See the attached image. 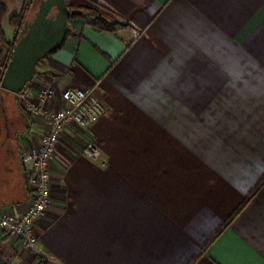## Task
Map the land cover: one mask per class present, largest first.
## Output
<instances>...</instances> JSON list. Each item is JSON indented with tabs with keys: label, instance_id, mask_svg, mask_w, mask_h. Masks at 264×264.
Wrapping results in <instances>:
<instances>
[{
	"label": "crops",
	"instance_id": "crops-1",
	"mask_svg": "<svg viewBox=\"0 0 264 264\" xmlns=\"http://www.w3.org/2000/svg\"><path fill=\"white\" fill-rule=\"evenodd\" d=\"M24 1L5 0L8 25ZM64 1L98 7L113 29L68 17L27 85L59 95L98 82L107 109L59 140L37 252L0 229V264H264V183L229 219L264 177V0ZM17 116L0 118V213L16 215L21 152L47 125ZM91 138L96 161L82 153Z\"/></svg>",
	"mask_w": 264,
	"mask_h": 264
},
{
	"label": "built area",
	"instance_id": "built-area-1",
	"mask_svg": "<svg viewBox=\"0 0 264 264\" xmlns=\"http://www.w3.org/2000/svg\"><path fill=\"white\" fill-rule=\"evenodd\" d=\"M134 37L139 35L136 28L128 26ZM1 78L8 60L6 53L0 58ZM28 83V82H27ZM25 84L17 93L20 105L32 116H42L46 121V130L40 135L38 144L21 152V164L27 174L29 196L25 208L18 215L8 212L0 213V229L18 237L22 248L37 252V237L34 226L52 203L50 161L54 155L62 133L70 126L88 129L106 112L107 106L98 92V82L88 88H66L59 95L49 86H40L33 92ZM59 97L62 105L52 110H42L40 103ZM82 153L96 161L100 158L94 139H89L82 148ZM102 165L105 164L101 161Z\"/></svg>",
	"mask_w": 264,
	"mask_h": 264
},
{
	"label": "water",
	"instance_id": "water-1",
	"mask_svg": "<svg viewBox=\"0 0 264 264\" xmlns=\"http://www.w3.org/2000/svg\"><path fill=\"white\" fill-rule=\"evenodd\" d=\"M68 9L64 0H41L26 18L1 78V87L20 92L32 78L35 66L63 40Z\"/></svg>",
	"mask_w": 264,
	"mask_h": 264
},
{
	"label": "trees",
	"instance_id": "trees-1",
	"mask_svg": "<svg viewBox=\"0 0 264 264\" xmlns=\"http://www.w3.org/2000/svg\"><path fill=\"white\" fill-rule=\"evenodd\" d=\"M31 3V0H25L23 6L19 13L9 16L8 23L12 27L14 32V38L12 40H7L3 31V21L6 18L7 8L5 0H0V44L5 48L6 58L9 61L16 38L23 26L25 19L27 18L28 5ZM68 17L76 18H87L90 20L92 25L96 28L102 30L111 31L113 29L110 22H108L102 15L100 9L94 5L91 6H71L67 5ZM264 183V177L261 178L256 187L248 194L246 199L239 205V207L230 215L231 219L247 202V200L259 189V187ZM27 185V186H26ZM26 193L29 192L28 184L25 182Z\"/></svg>",
	"mask_w": 264,
	"mask_h": 264
},
{
	"label": "rangeland",
	"instance_id": "rangeland-1",
	"mask_svg": "<svg viewBox=\"0 0 264 264\" xmlns=\"http://www.w3.org/2000/svg\"><path fill=\"white\" fill-rule=\"evenodd\" d=\"M39 5V4H38ZM37 5V6H38ZM37 8V7H36ZM34 12V11H33ZM32 12V13H33ZM31 13V14H32ZM31 14L28 16V17H30L31 16ZM27 17V18H28ZM11 26H9L8 24H7V22H6V20L4 21V24H3V30H4V32H5V34H6V36H7V38H10L11 37ZM13 30V29H12ZM1 60V59H0ZM31 80V79H30ZM29 80V81H30ZM28 81V82H29ZM14 94L16 95V96H14ZM1 97H4V102H1ZM14 97H16L15 98V100H14ZM14 101H15V104H14ZM105 101V100H104ZM106 104V103H105ZM16 107H17V109H18V111L16 110ZM3 109H5V111L7 112V114H8V117H9V119H15V121H16V119H18V116H17V114H18V112L19 113H22L23 115H25V116H32V115H30L29 113H27L26 111H25V109L20 105V103H19V100H18V95H17V93H12V92H10V91H7V90H4L2 87H0V118H2L1 117V114L3 113ZM14 131V129H13V127L11 128V130H10V132H13ZM44 132V131H43ZM63 134V133H62ZM62 136V135H61ZM61 138V137H60ZM91 139H93V138H91ZM88 141V140H87ZM86 141V142H87ZM59 143V142H58ZM58 145V144H57ZM7 147H10L11 149H12V155H15L16 153H17V151H18V149L16 150V148H13V146L12 145H8ZM12 157V156H11ZM100 158H101V153H100ZM99 158V159H100ZM20 161H21V155H20ZM105 162V161H104ZM101 165H102V162H101ZM106 165V162H105V164L103 165V166H105ZM24 178H25V182H27V174L24 172ZM27 186V185H26ZM28 196H29V192H27L26 193V198H28ZM51 197H52V194H51ZM53 199V198H52ZM21 212V211H20ZM36 248H37V245H36Z\"/></svg>",
	"mask_w": 264,
	"mask_h": 264
}]
</instances>
